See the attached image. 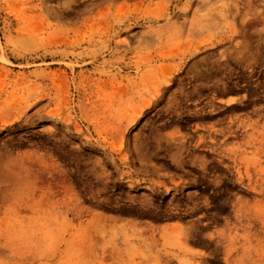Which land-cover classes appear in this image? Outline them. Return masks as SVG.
<instances>
[{
  "label": "rangeland",
  "instance_id": "1",
  "mask_svg": "<svg viewBox=\"0 0 264 264\" xmlns=\"http://www.w3.org/2000/svg\"><path fill=\"white\" fill-rule=\"evenodd\" d=\"M0 264H264V0H0Z\"/></svg>",
  "mask_w": 264,
  "mask_h": 264
}]
</instances>
